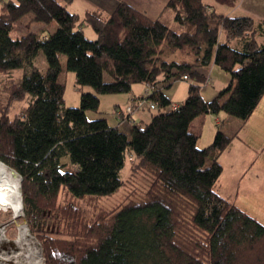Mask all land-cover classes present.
<instances>
[{
	"label": "trees",
	"instance_id": "obj_1",
	"mask_svg": "<svg viewBox=\"0 0 264 264\" xmlns=\"http://www.w3.org/2000/svg\"><path fill=\"white\" fill-rule=\"evenodd\" d=\"M167 6L177 30L125 0L108 16L74 13L59 0L2 2L0 73L24 69L21 78H9V102H29L15 116L0 115V161L21 176L24 210L47 264H264V223L216 187L219 157L234 136L218 129L200 148L201 131L193 129L196 118L221 111L246 121L259 105L264 44L256 34L264 22L219 14L203 0H168ZM28 14L56 23V30L12 37ZM40 50L44 71L34 64ZM60 54L77 84L93 89L81 93L78 107L65 106ZM211 64L231 79L207 101L201 88ZM178 80L190 82L188 96L166 109L172 102L158 84L168 88ZM135 83L155 88L143 96L157 103L150 122L112 126L106 118H88L87 111L99 110L100 94L130 92ZM129 153L131 170L150 180L143 199L89 223L74 203H60L62 188L80 198L117 192Z\"/></svg>",
	"mask_w": 264,
	"mask_h": 264
},
{
	"label": "rangeland",
	"instance_id": "obj_2",
	"mask_svg": "<svg viewBox=\"0 0 264 264\" xmlns=\"http://www.w3.org/2000/svg\"><path fill=\"white\" fill-rule=\"evenodd\" d=\"M139 1L143 6L149 9V11L156 13V8L149 7L144 0ZM156 2L159 7H161L159 9L161 19L166 23H169L174 29H179V25L174 23L173 20L174 10L167 6L168 0H156ZM56 26V23L44 25L43 23L34 21L32 19V14H28L15 25L11 31V36L16 38L32 31L37 32L40 35H46L55 31ZM86 33L90 37L88 29H86ZM232 44L234 47H238V40H233ZM60 59L63 64V70L61 71L59 80L66 86L65 106L78 107L81 104V93L91 87L77 84L75 73L67 69L66 54H60ZM34 64L43 71L47 69L48 62L42 50H40L35 57ZM24 72V69H17L9 74L0 73V115L3 111L8 110L11 116H15L22 111L23 107L28 105L29 99L9 102V78H21ZM210 76L212 83L209 82V87L206 85L208 89L213 87H224V83L228 79L229 81L231 79L230 74L219 66L213 67ZM105 80H112V77L108 72L105 73ZM186 92H188V87L186 89V84L183 82L178 89V97H184ZM104 104L108 105L109 102ZM104 108L105 110L109 109L108 106ZM98 112L99 110H89L87 111V116L89 119H94L96 115L110 116L108 112H104L103 115H101V112ZM156 113H158V110L147 111V115ZM205 116V119L201 121V136L198 140V146L200 148L209 146L213 142L218 129L234 136L232 145L229 146V149L224 153L223 163L225 169L224 172H222L223 174L221 175L220 182L223 183V186H226L227 182L232 181L227 179L229 175L232 178L234 174L240 173L242 169L246 167V177L243 179L242 184H240L238 193L236 192L233 193V195H230V197L233 198L231 201L238 203V205L245 209L250 215L264 223V136L261 137L258 144L259 146L249 149L246 146H243L246 142L241 141L245 134L241 126L239 127L240 123H244L241 118L228 115L224 111L217 114H205ZM258 123H260L259 120ZM237 127L239 128L237 129ZM240 128L241 130H239ZM131 156L132 153H129L125 167L121 171L123 185L117 192L107 196H85L80 198L72 196L71 192L66 188H62L59 197L60 203H74L81 210L83 220L89 223L97 221L104 214L108 215L112 211H116L128 202L143 199L145 189L150 180L148 175L144 172H134L131 170ZM255 174L257 175L255 176ZM17 176L19 177L20 185H22V179L18 172ZM217 189L220 193L225 195L222 188H219L218 186ZM0 223L4 226V232L0 231V264H47L45 248L37 234L32 231L24 206L23 215L17 221L12 218V211L0 210ZM19 226L26 227L29 235L24 238L20 244L9 242L8 239L14 240L18 237Z\"/></svg>",
	"mask_w": 264,
	"mask_h": 264
},
{
	"label": "crops",
	"instance_id": "obj_3",
	"mask_svg": "<svg viewBox=\"0 0 264 264\" xmlns=\"http://www.w3.org/2000/svg\"><path fill=\"white\" fill-rule=\"evenodd\" d=\"M61 3H63L71 12L83 14L86 11H96L101 12L103 15L108 16L111 14L113 9L116 7L119 0H59ZM138 9L144 11L152 18H161V14L159 9L158 3L156 0L148 1L144 0L149 7L156 8L155 12L153 13L149 11L145 6L141 4L139 0H125ZM207 5L209 10L215 11L219 14L227 15V16H249L254 19L256 24H259L260 22H264V0H203ZM3 0H1L2 5ZM0 5V8H1ZM173 20L174 23H177L175 21V12L173 13ZM169 24V23H168ZM84 29H88V33L90 35V38H96V34L92 31V29L88 27H84ZM87 34V33H86ZM222 38L224 40H227L226 34L222 35ZM233 40L231 39V43H233ZM238 40V47L242 46L241 40ZM256 40L260 44H264V31H259L256 34ZM233 45V44H232ZM216 64H211L209 67V70L207 71L208 74V80L202 85L201 93L205 100L210 101L213 98H215L219 91L226 87L227 83H229V79L224 83V87H213L211 89H208V85H210L209 82L212 83V79L210 76V72L212 71L213 67H216ZM229 81V82H228ZM186 84V89L190 86V82L188 80H178L176 81L172 87H164L162 84H158V87L161 88L162 92L166 95L168 99L171 100L172 104H177L178 106L181 105L184 100L188 96V92L184 95V97H178V89L181 85V83ZM209 83V84H208ZM207 85V87H206ZM86 91H93L92 88H88ZM151 92V87L148 86L146 83H135L132 85V89L130 92L125 93H113V94H100V108L99 112H101V115H103L104 112H108L110 116H98L96 115L94 118L98 117H105L109 124L112 126H123L126 124H132V123H140V124H146L151 121L153 114L147 115V111H152L151 109H137L131 114H126L123 112L122 114L119 113V109H125V107L131 103V101L135 97L140 96H146ZM109 102V104L106 105L104 103ZM108 106L109 109H106L104 107ZM98 112V113H99ZM222 112V111H221ZM227 114V113H226ZM100 115V114H99ZM129 120H126L125 118ZM205 115H202L198 118H196L193 122V129L196 131H201V121L205 119ZM111 118V119H110ZM258 120L260 123H258ZM241 126L242 130H244V138H242L241 141H245L246 143L243 144V146H246L249 149L254 148L255 146H259V142L262 136H264V97L260 101L259 105L253 112V114L246 120L244 123H240L239 127ZM237 127V129L239 128ZM241 128L239 130H241ZM238 132V131H237ZM253 138V139H251ZM232 145V144H231ZM230 145V146H231ZM246 148V149H247ZM227 148L219 157L221 163L223 164V172H224V153L228 150ZM246 167L242 169V171L238 174H234V176L231 178L230 175L227 177V179L232 180L231 182H227L226 186H223V183L220 182L221 177L219 178V181L217 182L216 187L219 186V188H222L224 190V194L220 193L217 189V191L224 196L225 198L229 199L230 201L233 200L230 195H233V193H238L240 184H242L243 179L246 177ZM223 174V173H222ZM257 174H255L256 176ZM234 202V201H232ZM236 203V202H235ZM238 204V203H237Z\"/></svg>",
	"mask_w": 264,
	"mask_h": 264
},
{
	"label": "bare ground",
	"instance_id": "obj_4",
	"mask_svg": "<svg viewBox=\"0 0 264 264\" xmlns=\"http://www.w3.org/2000/svg\"><path fill=\"white\" fill-rule=\"evenodd\" d=\"M23 206L17 172L0 161V210L12 211V218L17 221L23 215ZM18 229V237L14 240L8 239L9 242L20 244L29 235L26 227L19 226ZM0 231L4 232V226L1 223Z\"/></svg>",
	"mask_w": 264,
	"mask_h": 264
},
{
	"label": "built area",
	"instance_id": "obj_5",
	"mask_svg": "<svg viewBox=\"0 0 264 264\" xmlns=\"http://www.w3.org/2000/svg\"><path fill=\"white\" fill-rule=\"evenodd\" d=\"M184 79H189L188 75H184ZM155 90L154 87H151V91ZM150 94V93H149ZM177 104H171V106L167 107L166 109H170L173 107H177ZM151 109L155 110L157 108V103L154 101H149L146 97L140 96V97H135L131 103H129L125 109H119V113L122 114L125 112L126 114H131L137 109Z\"/></svg>",
	"mask_w": 264,
	"mask_h": 264
},
{
	"label": "water",
	"instance_id": "obj_6",
	"mask_svg": "<svg viewBox=\"0 0 264 264\" xmlns=\"http://www.w3.org/2000/svg\"><path fill=\"white\" fill-rule=\"evenodd\" d=\"M13 170H15V169H13ZM16 171V170H15Z\"/></svg>",
	"mask_w": 264,
	"mask_h": 264
}]
</instances>
